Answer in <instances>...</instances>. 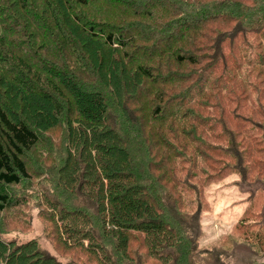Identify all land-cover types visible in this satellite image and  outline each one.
<instances>
[{
    "label": "trees",
    "instance_id": "1",
    "mask_svg": "<svg viewBox=\"0 0 264 264\" xmlns=\"http://www.w3.org/2000/svg\"><path fill=\"white\" fill-rule=\"evenodd\" d=\"M22 1L25 21L5 25L0 57V185L39 178L49 184L39 191L48 240L83 264H221V253L241 241L264 255V201L250 181L249 202L231 233L221 244L200 246L201 219L216 186L205 184L199 169V150L210 136H199L196 114L197 127L184 130V138L176 127L166 134V93L153 86L174 82L170 62H203L197 53L206 36L191 24L203 21L204 9L225 13L214 20L228 16L215 24L220 28L241 21L264 31V0H150L147 12L123 16L105 1L96 19L120 29L96 27L80 8L65 12L56 0H39L42 16L31 0ZM80 5L94 11L90 2ZM176 108L175 116L184 107ZM20 205L0 188V212ZM137 243L148 255L135 262ZM0 264L63 263L32 240L0 241Z\"/></svg>",
    "mask_w": 264,
    "mask_h": 264
},
{
    "label": "rangeland",
    "instance_id": "2",
    "mask_svg": "<svg viewBox=\"0 0 264 264\" xmlns=\"http://www.w3.org/2000/svg\"><path fill=\"white\" fill-rule=\"evenodd\" d=\"M56 1L65 12L80 8V15L96 27L120 29V25L110 19L103 22L96 19V10L101 9L100 6L107 1L108 10H112L109 5L117 7L115 12L118 16L132 13L135 9L147 12L150 0H64L63 5ZM80 1L90 2L94 11H91V7L82 8ZM30 5L42 16L44 7L41 1L31 0ZM241 7L250 10L252 4L242 3ZM22 8V0H0V57L5 58V25L9 29L17 22L25 21L20 12ZM204 10L203 21L192 20L191 24L206 36L205 50H198L197 53L203 55V62L196 66L170 62L166 71L173 77L168 82H174L163 85V80L153 85L155 92L166 93V102L162 106V125L166 134L176 127L180 138H184V130L189 129L191 133V129L197 127L193 120L198 116L202 120L197 119L200 122L199 136L203 132L210 136L209 145L199 150L203 159L199 169L204 170V183L216 184L211 188L213 196L209 197L210 205L205 206L208 213L201 219L204 233L202 248L221 241L231 233L233 224L249 202V187L245 186L247 181L254 183L253 189L256 188L261 202L264 201V120L259 118V113L264 114V31L257 25L247 28L241 21L237 27L235 22L230 28H220L215 24L226 21L228 16L214 20L225 13L212 11V8ZM157 11H162L161 7ZM192 26L189 25L193 29ZM7 39L18 40L8 36ZM4 74L5 68L0 61V95L5 93L2 83ZM175 77L181 81L177 82ZM181 96L187 99V104ZM179 103L184 108L180 115L175 116L173 113ZM173 143L177 146L180 144L176 138ZM191 162L195 163L193 160ZM35 171H38L37 168ZM48 185L43 178L18 187L0 185L3 191L21 204L16 209L0 212V241L4 244H24L35 240L42 250L56 256L63 264H83V260L77 259L78 254L65 253L47 238L48 223L40 206L39 191ZM131 250L137 252L135 262L140 260L142 253L148 255L143 251L142 243L134 244ZM221 255V264H264V255L256 254L242 241L237 245L232 244ZM146 264L154 262L147 260Z\"/></svg>",
    "mask_w": 264,
    "mask_h": 264
}]
</instances>
